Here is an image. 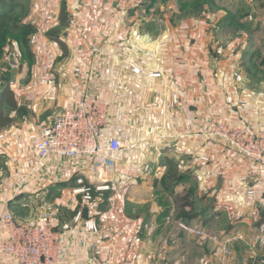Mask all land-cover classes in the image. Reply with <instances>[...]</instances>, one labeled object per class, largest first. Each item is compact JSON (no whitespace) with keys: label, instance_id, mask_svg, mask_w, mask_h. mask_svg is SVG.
I'll return each mask as SVG.
<instances>
[{"label":"crops","instance_id":"obj_1","mask_svg":"<svg viewBox=\"0 0 264 264\" xmlns=\"http://www.w3.org/2000/svg\"><path fill=\"white\" fill-rule=\"evenodd\" d=\"M66 1L29 0L30 24L39 21L34 29L40 39L31 47L28 72L8 82L12 107L6 109L12 122L0 127L4 135L0 214L9 210L23 220L31 212L36 214V205L45 200L58 212L56 228L65 234L59 264H196L199 259L201 264H254L264 255V169L206 134L211 121L218 119L264 130V1L253 10L252 28L258 40H254L251 60L241 53L245 39L234 40L235 48L220 46L213 31L220 20L213 25L209 17H190L187 23L179 21L178 28L168 26L158 35L155 63L145 61L141 45H133L128 38L127 0H83L78 13L68 15L66 37L61 34L62 44L70 51L66 59L60 44L48 37L61 25ZM241 5L237 2L235 13ZM131 49L141 50L135 60L129 57ZM152 67L158 68L160 78H148ZM135 68L143 74H135ZM93 94L110 103L106 139L119 137L129 148L115 157L114 188L96 193L94 208L84 209V218L94 216L101 231L88 237L83 223L75 224L72 211L73 203L82 200L73 194L76 179L84 177L88 182L83 174L86 163L52 158L39 172L33 170L41 128ZM174 94L179 95L178 105ZM5 98L0 96L1 105H7ZM134 133L141 134L135 138ZM203 154L211 162L192 166V159ZM153 155L156 160L148 158ZM170 160L178 164L184 180L178 186L167 181V190H162ZM156 165L163 170L161 179L153 174ZM147 169L151 170L148 181L142 178ZM86 173L91 177V172ZM248 187L257 189L254 198L247 197ZM156 195L161 202L152 201ZM190 196L199 200L201 209L181 222L205 231L206 237L178 228L181 222L173 214L174 199L189 200ZM219 207L225 214L217 213ZM235 235L242 239L225 256L221 240ZM5 236L0 226V239ZM91 244L100 245L102 255L91 252ZM0 264L16 263L0 254Z\"/></svg>","mask_w":264,"mask_h":264},{"label":"built area","instance_id":"obj_2","mask_svg":"<svg viewBox=\"0 0 264 264\" xmlns=\"http://www.w3.org/2000/svg\"><path fill=\"white\" fill-rule=\"evenodd\" d=\"M72 4V11L68 12L71 16L78 13L82 0H75ZM38 25V20L32 22L34 28ZM39 39L40 35L35 30L31 35V45H37ZM7 57V62L4 60L0 63V80L7 73L17 71L21 65V57L17 51L10 52ZM151 61L155 59L151 58ZM133 72L137 75L143 74L141 68H135ZM147 75L149 79L162 76L156 67H152ZM248 97L251 98L250 95ZM173 102L178 105V94L173 95ZM109 117L110 103L106 99L98 94L84 96L75 105L57 114L53 124L43 126L35 143L37 163L33 171L36 173L44 162L52 158L63 159L66 163H86L83 174L88 182L84 177L76 179L73 194L81 196L82 200L73 203L72 211L75 213V224L83 223L84 234L88 237H96L101 231L94 216L84 218V209L94 208L96 193L111 191L114 188L118 175L115 157L126 149V144L119 137L106 139V131L110 128ZM206 137L223 143L233 153L264 169V130L233 123H211ZM3 139L4 135H0V141ZM210 162L208 154H203L194 157L191 165ZM86 171L91 172V177ZM256 192V188L248 187L246 195L254 198ZM44 201L36 205V214L31 212L30 216L23 220H19L9 210L0 214V226L6 232V236L0 239V254L12 258L16 264H59L65 251V234L58 232L56 228L58 212ZM178 228L197 237L207 236L205 231L183 223H179ZM241 239L240 235L224 237L221 240L224 255H231L233 243ZM89 249L97 256L103 253L98 244H91ZM254 264H264V255L258 257Z\"/></svg>","mask_w":264,"mask_h":264},{"label":"rangeland","instance_id":"obj_3","mask_svg":"<svg viewBox=\"0 0 264 264\" xmlns=\"http://www.w3.org/2000/svg\"><path fill=\"white\" fill-rule=\"evenodd\" d=\"M5 1H8V3H10V0H5ZM196 1H199V0H127V9L129 8V10H127V13H126L127 14L126 15V25H128L131 29L130 37L128 38L130 39L133 45H141L140 49H143L141 53L142 54L144 53L143 58L145 61L148 60L151 63H155V61H151V58L157 60L158 58L157 57L158 55L157 44H158V41L160 40L158 39V35L161 36V34L164 31H166L168 26L177 25L176 27L178 28L177 23H179V21L187 23L190 17H193L195 19L209 17L208 21L209 23L211 22L212 24L213 23L215 24L217 23V20H220L221 24H219L217 29L216 28L213 29V31H214V36L216 37V40L220 42L221 47H224V46L226 47L227 45H234V48H235L236 44L233 42L234 40H237L240 43L245 39L246 47L241 52L242 56L244 55L243 56L244 58H248L254 53L255 50L253 49V43H254V40H255V43H256V40H258L257 38L258 33H253L254 31L252 28V17H253V10H256L257 2H259L260 0H215L214 3L211 1L210 2L205 1L203 7L198 11H196L194 8V4ZM66 2H67L66 5L68 6L67 12H69V10L72 11V5H73L72 3H75V0H67ZM237 2H242V5H241V8H239L238 12L235 13L237 9ZM82 3H83V0H82ZM19 4H20V7L11 11L10 16H9V17L15 18V21L13 19L12 25H15L13 23L16 22V25H19V31L16 33V35L8 34L5 37L4 42L6 41V45L4 47V57L6 58L2 60V57H0V63L3 62L4 60L5 62H7V58H8L7 56L10 52L17 51L19 53L21 57V65L17 71L11 72L13 76L18 75L19 73L25 74L28 72V69H29L28 64L32 63L31 61H29L28 55L30 56L33 55L31 51L32 45L30 43V39H31V35L35 32V29L33 26L32 27L34 31L31 35H27L25 31L26 30L25 26L31 25L29 15H28L29 9L31 6L29 0H20ZM79 10L80 9H78V11ZM123 24H124V21H122V25ZM185 27H187V25ZM67 48L68 46L66 47V50H64L66 59L70 55V51H68ZM224 49L226 50L227 48H224ZM140 51L141 50L139 51L132 50L129 57L133 58L134 60L137 59V57L140 55ZM146 53L149 54V56ZM103 56L107 57V55H103ZM252 69H254L252 66H250V69L248 68V70H252ZM8 74L10 73H7L6 75ZM11 91L12 90L9 89L6 92L5 91H3V93L0 92L1 97L6 96L7 99L5 98L4 100L6 102L8 100L7 105L4 103H2V105L0 104V115L4 119L9 117V112H8L9 110L8 108L6 109V106L8 107V104H9V107L11 106L10 105V102L12 101ZM220 122L230 123V122H226L224 120H219V119L211 121V123H220ZM135 134L136 136L134 137L137 138L141 133H134L133 135ZM142 134L145 136L144 133ZM125 144H126V149H128L129 146L127 145V143ZM157 154L158 153L156 152V155ZM156 155L150 156L148 158L156 160L157 159ZM141 158H144V157H141ZM151 162L152 160L150 161V163ZM150 171H151L150 169L144 170V175L142 176V178H144L146 181L151 179L148 176L150 174ZM162 171H161V166L156 165V168L154 169L153 174H155L157 178L161 179L163 177ZM161 189L167 190V187L164 182L162 183ZM152 199L154 203H157L159 200L160 202L162 201V197L158 198L157 195ZM173 205H174L173 207L174 217L178 218L180 222L182 221L184 223L187 222V219L189 217H193L195 215V211H199L201 209L200 207L201 203L199 202L198 199L195 200L193 196H190L189 200L174 199ZM218 209L219 211L217 213L221 212L225 214L224 213L225 211H223L222 207H219ZM235 216H237V214ZM233 220H236V219H233ZM252 231H254L253 228H252ZM247 232L248 231L246 229V233ZM199 246L201 247L203 246V244H200ZM228 258L229 257L225 259H228ZM197 263L201 264V259H199L198 262L196 261V264Z\"/></svg>","mask_w":264,"mask_h":264},{"label":"trees","instance_id":"obj_4","mask_svg":"<svg viewBox=\"0 0 264 264\" xmlns=\"http://www.w3.org/2000/svg\"><path fill=\"white\" fill-rule=\"evenodd\" d=\"M205 1H209V2L211 1L214 3L213 0L196 1L194 4L195 10L196 11L200 10L203 7ZM19 2H20V0H10V3H8V1H5V0H0V57H2V55L4 54V47L6 45V41L4 42L5 37L8 34L16 35V33L19 31V25H16V22L13 23L15 25H12L13 19L15 21V18L9 17L11 11L20 7ZM60 19H61V25L59 27H57L56 29L52 30L51 32H49L48 37L51 40L60 44V46L63 50H66V47L64 46V44H62V41L60 40L61 33H63L64 30L68 26L67 22L69 20V16L66 12V8H64L62 10V14H61ZM25 29H26L25 31H26L27 35H31L34 31V29L31 25L25 26ZM18 36H16V37H18ZM28 57L30 59L32 56L28 55ZM247 59L251 60L252 58H251V56H249ZM249 72H250V70H249ZM12 76L13 75L10 73V74L5 76L6 78L5 77L2 78V80L0 82V92L1 93H3V91L6 92L7 90H9L10 85L8 82L11 81ZM11 104L12 103H10V105ZM8 106H9V104H8ZM10 107H12V105ZM11 122H12V120L9 117L4 119L0 115V127H5L8 124H11ZM183 180H184V177L180 174L178 164L173 160L168 161L167 165H166V174L164 176V183H165L166 187H167V181L170 182V184H172V185L178 186L179 184H181L183 182Z\"/></svg>","mask_w":264,"mask_h":264},{"label":"water","instance_id":"obj_5","mask_svg":"<svg viewBox=\"0 0 264 264\" xmlns=\"http://www.w3.org/2000/svg\"><path fill=\"white\" fill-rule=\"evenodd\" d=\"M63 37H66V35L64 34ZM211 66H212V67H215V63L212 62V63H211ZM86 216H87V212L85 213V218H86Z\"/></svg>","mask_w":264,"mask_h":264}]
</instances>
